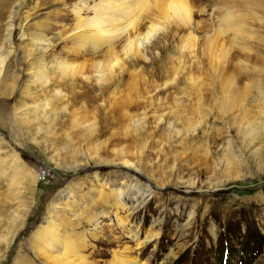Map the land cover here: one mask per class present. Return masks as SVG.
I'll use <instances>...</instances> for the list:
<instances>
[{"label":"rangeland","instance_id":"rangeland-1","mask_svg":"<svg viewBox=\"0 0 264 264\" xmlns=\"http://www.w3.org/2000/svg\"><path fill=\"white\" fill-rule=\"evenodd\" d=\"M67 1L0 0V166L14 165L11 154L24 165L19 181L0 185V264H47L34 241L52 221L89 264L119 254L147 264H264V25L249 19L243 40L220 37L234 0H193L209 11H194L188 28L175 22L148 59L131 56L111 74L102 64L112 52L75 55L77 31L59 35V23L74 21L77 0ZM63 61L83 75L63 73ZM44 70L68 102L38 80ZM121 188L127 210L118 212Z\"/></svg>","mask_w":264,"mask_h":264},{"label":"bare ground","instance_id":"bare-ground-1","mask_svg":"<svg viewBox=\"0 0 264 264\" xmlns=\"http://www.w3.org/2000/svg\"><path fill=\"white\" fill-rule=\"evenodd\" d=\"M62 1H63L62 5L69 2L67 0H62ZM71 11L74 14V21L72 23L67 22L66 24L59 23V28H60L58 29L59 35L63 36L69 34L70 32L77 31L76 33L70 35V37H72L71 40L72 46H68L70 51H72V54L75 52L74 53L75 55L79 54L80 52L90 47L95 52L103 48L104 51L106 50L109 53L112 52L111 53L112 55L110 54L111 57H109L110 59L108 60V58L106 57L107 59L106 58L105 59L107 61L106 62L104 61V63L102 64L103 66H105V69L111 70L109 71V73L111 72L112 74L114 73V71H116L117 67L121 65L123 66L125 60L130 58L131 56L132 57L134 56L136 58L141 57V59L143 58V60L148 59L149 57L147 52L150 51L148 49H150L149 46L151 45V43L155 41L157 38H160L161 35H164L161 33L166 34L168 31L171 32L174 27H177L175 25V22L177 23L179 22L178 28H180L181 26L183 28L184 27L188 28L193 23L194 11H201L205 13L206 11H209V9H207L206 6H203L202 4L197 5L193 0H77ZM242 11H254V13L250 15V14H244L242 13ZM224 12L225 13L223 17V22L217 33L218 36L227 34V32L231 31L236 39L243 40L244 37L247 36V34H252L250 33L251 30H248L245 26V23L249 19H252L251 21L253 23L264 25V21H263L264 18L261 17L264 13V0H241L237 2L234 0V2L226 3ZM67 18H68V14H64L63 19L67 21ZM13 30H14L13 27H9L6 30L7 37L4 38V43H9V44L12 43L14 39ZM190 37L193 36L191 35ZM190 37H188L189 44L193 39ZM212 38L213 37L208 38L207 41L211 47L217 45L215 44L217 42L216 37L215 39ZM119 42L120 43L123 42L122 45L123 50H121L122 54H119L114 50L115 46L118 45ZM38 45H41L40 47L42 48L43 51H45L46 49L49 48L48 46L50 45V40L45 39V41L39 42ZM221 49L223 48L221 47ZM24 52L25 51L20 52L22 54L21 65L27 63V58L24 57ZM8 66H9L8 67V73H9V71H11V66L10 65ZM79 68L80 67L78 65H75L70 61H63V64L60 66L59 69H61L63 73H69L68 75L71 74L73 76L77 74L83 75L82 71ZM45 70L41 73L39 72L41 76L40 78H38V80L40 79L41 80L40 82H42V84L47 87L52 88L53 86H55V88H53L54 90L53 96L59 98L62 104L68 102L66 99V96H68L67 93H65V91L60 87L62 86L63 83L61 84V83H56L57 81L56 82L52 81ZM120 70L123 69L120 68ZM5 72L6 71H3V68H0V77L3 76ZM99 72H100V75L98 76L99 81H108L109 78L106 77L108 74H104L102 70H100ZM32 74H34V72ZM19 77H20L19 73L18 71H16L14 73V78H13L14 86L18 84ZM173 82L174 80H169L167 81V84L165 86L167 87ZM25 89L26 91L29 90V88L27 87ZM259 89H261V95L263 98L264 88L260 85ZM65 108H67V106ZM4 141L5 138L0 133V142L3 143ZM11 156L15 158L14 161L15 163L13 166L11 167H7L6 165L0 166V185H7V184L11 185V181H17L19 179L18 175L23 174L22 172L24 169V165H21L22 161L20 157H16V155H12V154ZM20 178L22 179V177ZM149 186L151 187V184H149ZM8 191H10V193H13L12 190H8ZM125 192L126 191H124V189L121 188L113 195V197L116 200L114 204H116L118 212L127 210L123 200V197L125 196ZM0 194L2 195V192ZM100 194L102 195V192ZM5 196H9V195L5 194ZM10 199L11 198L9 196L8 200ZM23 207L25 208L23 214H19L15 216L17 222L20 221V219L22 220L24 218L28 205L25 204ZM127 220L128 218L121 217L119 221L120 225L126 227ZM50 225L47 231L46 229L45 231L42 230V232L39 235H37L36 240L34 241V247L40 253V255H42L43 258H45V260L48 262L47 264L50 263L89 264L90 263V262L89 263L84 262L86 257L79 252L80 247L78 248L77 246L78 243H76L75 240H72L71 237H68L69 235L67 236V234L64 235V233H62L61 227L64 226V224L60 225V224H56L55 221L54 222L52 221ZM131 233H133V236L135 238L136 237L139 238V230L131 231ZM150 237H153V235L152 236L148 235L145 240L147 239L149 240ZM141 243L143 242L141 241ZM0 244H2V241L0 242ZM58 247L62 249L60 250V252L58 250L59 249ZM1 251L2 248H0V257H1ZM116 257H117V261L113 264H147V262L145 261L140 262L135 258L125 256V254L124 255L119 254Z\"/></svg>","mask_w":264,"mask_h":264}]
</instances>
